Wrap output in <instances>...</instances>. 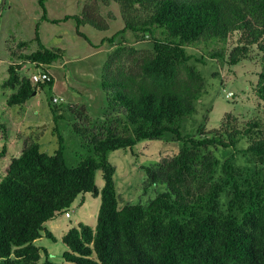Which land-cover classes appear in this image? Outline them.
<instances>
[{"label":"trees","instance_id":"obj_1","mask_svg":"<svg viewBox=\"0 0 264 264\" xmlns=\"http://www.w3.org/2000/svg\"><path fill=\"white\" fill-rule=\"evenodd\" d=\"M46 1L37 0L39 22L72 20L76 35L92 47L80 27L108 29L95 4L76 16L49 20ZM115 2L123 28L100 42L111 48L99 76L104 112L92 119L70 109L78 119L71 130L90 155L68 166L55 127L54 154L33 142L11 159L0 180V264H264V126L225 114L217 129L208 131L204 124L194 134L181 129L205 93L196 66L205 59L233 67L256 49L261 66L254 94L264 103V0ZM128 32L133 43L125 38ZM31 45L36 49L28 52ZM199 47L205 49L199 58L187 51ZM5 51L9 63L2 87L11 90L8 106H23L38 89L52 91V78L32 83L19 75L25 64L47 71L64 57V50L43 44L39 23L31 40L10 37ZM54 103L51 98L56 122L61 115ZM0 129L3 135L4 125ZM164 137L181 143L180 149L146 172L151 184L163 183L166 191L146 205L119 207L108 154ZM240 140L246 147L238 151ZM218 149L236 150L248 166L236 164L233 155L221 162L214 154ZM6 151L3 146L0 157ZM97 171L103 187L95 228L78 223L61 238L63 261L40 262L46 250L35 241L43 236L56 241L45 223L68 211L78 196L98 194Z\"/></svg>","mask_w":264,"mask_h":264},{"label":"rangeland","instance_id":"obj_2","mask_svg":"<svg viewBox=\"0 0 264 264\" xmlns=\"http://www.w3.org/2000/svg\"><path fill=\"white\" fill-rule=\"evenodd\" d=\"M122 27L120 16L116 21H109L108 29L104 32L87 26L85 35L96 48L78 38L71 30H66L64 57L48 67L50 71L47 69L45 71L54 82L52 91H48L47 88L38 89L23 106L11 107L6 104L11 90L2 87L8 75L9 56L5 51V42H2L3 35L0 33V125L5 127L3 135L0 129V153L3 146L7 150L6 154L0 157V180L5 175L11 159L18 157L25 145L36 142L41 152L54 154L59 147L56 132L63 139L64 159L68 166H76L90 155L89 148L85 147L84 142L71 130L72 124L78 122V119L70 109L75 112L82 111L92 119L99 118L104 112L105 98L99 86V76L109 45L106 43L100 46L99 41L102 38L112 37ZM125 38L128 42H134L129 32L126 33ZM147 45L138 43L136 47L144 48L148 47ZM232 46L231 38L227 49L230 50ZM35 49V45H31L28 52ZM187 51L199 58L205 49L199 47ZM196 66L205 80V93L196 103L195 112L182 121L181 129L184 134H194L203 124L208 131L217 129L225 114L234 115L241 124L258 120L264 126V103L259 102L254 94L257 74L261 66L260 54L256 49H251L246 58L233 67L208 59H205V65L196 64ZM39 70L42 69H35L34 66L25 64L19 75L29 78L31 73ZM215 74L217 76H214ZM228 92L233 93L234 97L226 99L225 95ZM51 98L57 100L54 104L60 110L61 118L56 122L53 120L49 106ZM180 147L181 143L172 142L169 137H164L161 140L140 141L132 149L110 152L107 159L115 170L114 183L119 207L128 203L146 205L158 194L164 193L166 185L151 184L146 169L155 168L161 161L172 157ZM245 147L246 142L240 140L236 149L240 151ZM214 154L221 162L233 155L236 164L248 166L246 158L236 150L218 149ZM95 185L98 194L88 193L78 196L69 209L70 218L60 214L45 223L44 227L53 234L56 241L53 242L44 236L35 241L37 246L48 252H41L40 262L46 259L54 263L63 261L62 253L66 247L61 238L69 228L75 227L78 223L95 228L101 201L100 191L103 187L100 171L95 174ZM224 201L225 199L222 198L223 203Z\"/></svg>","mask_w":264,"mask_h":264},{"label":"crops","instance_id":"obj_3","mask_svg":"<svg viewBox=\"0 0 264 264\" xmlns=\"http://www.w3.org/2000/svg\"><path fill=\"white\" fill-rule=\"evenodd\" d=\"M94 4L98 6L100 16L108 22L116 21L118 16L121 18L115 0H47L45 7L49 20H61L65 17L76 16L85 6L89 9ZM40 17L41 11L37 0H2L0 3V33L3 35L2 42H6L10 37H14L17 40H31L34 36L35 26L39 23V34L43 44L46 47L60 48L65 51L66 30H71L76 35L75 23L72 20L58 24L47 21L39 22ZM86 27L87 25L80 27V31L84 35ZM103 39H100L99 42ZM110 49L108 47V52ZM46 253H48L47 250Z\"/></svg>","mask_w":264,"mask_h":264},{"label":"built area","instance_id":"obj_4","mask_svg":"<svg viewBox=\"0 0 264 264\" xmlns=\"http://www.w3.org/2000/svg\"><path fill=\"white\" fill-rule=\"evenodd\" d=\"M29 78H30V80H31L32 83H43V82H49L51 76L47 72H45L43 70H39L37 72L31 73L30 76H29ZM233 96L234 95L231 92H228L225 95L226 99H230ZM53 102L57 103V100L56 99H53ZM63 214H64V217H66V218H70V216H71L69 210L66 211V212H64Z\"/></svg>","mask_w":264,"mask_h":264},{"label":"water","instance_id":"obj_5","mask_svg":"<svg viewBox=\"0 0 264 264\" xmlns=\"http://www.w3.org/2000/svg\"><path fill=\"white\" fill-rule=\"evenodd\" d=\"M36 94V92H34L33 94H32V96H34Z\"/></svg>","mask_w":264,"mask_h":264}]
</instances>
